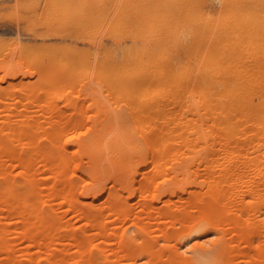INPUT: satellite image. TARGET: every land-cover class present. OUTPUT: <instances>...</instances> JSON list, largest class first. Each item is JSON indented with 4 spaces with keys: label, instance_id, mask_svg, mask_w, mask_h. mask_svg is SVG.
<instances>
[{
    "label": "rangeland",
    "instance_id": "1",
    "mask_svg": "<svg viewBox=\"0 0 264 264\" xmlns=\"http://www.w3.org/2000/svg\"><path fill=\"white\" fill-rule=\"evenodd\" d=\"M0 264H264V0H0Z\"/></svg>",
    "mask_w": 264,
    "mask_h": 264
},
{
    "label": "bare ground",
    "instance_id": "2",
    "mask_svg": "<svg viewBox=\"0 0 264 264\" xmlns=\"http://www.w3.org/2000/svg\"><path fill=\"white\" fill-rule=\"evenodd\" d=\"M20 81V80H19ZM110 130V129H109ZM115 134V133H114Z\"/></svg>",
    "mask_w": 264,
    "mask_h": 264
}]
</instances>
